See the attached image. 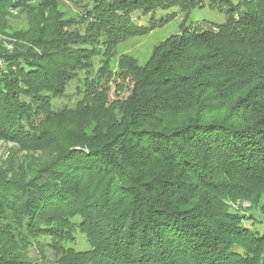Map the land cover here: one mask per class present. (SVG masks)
Returning <instances> with one entry per match:
<instances>
[{
  "label": "trees",
  "instance_id": "obj_1",
  "mask_svg": "<svg viewBox=\"0 0 264 264\" xmlns=\"http://www.w3.org/2000/svg\"><path fill=\"white\" fill-rule=\"evenodd\" d=\"M67 1L79 20L59 0H0V137L48 154L29 180L0 171V264H257L264 0ZM206 2L227 21L183 28L145 65L122 55L114 71L120 43L177 13L150 28L136 18ZM75 81V106L54 112ZM58 120L65 143L48 127Z\"/></svg>",
  "mask_w": 264,
  "mask_h": 264
},
{
  "label": "rangeland",
  "instance_id": "obj_2",
  "mask_svg": "<svg viewBox=\"0 0 264 264\" xmlns=\"http://www.w3.org/2000/svg\"><path fill=\"white\" fill-rule=\"evenodd\" d=\"M60 9L65 14V18L72 20H79L81 11L76 9L67 0H59ZM238 3L240 0H233ZM209 2H206L204 8H198L190 13H181L179 11H158L154 15H148L135 19V23L140 26L147 28L153 27L158 24L161 19H164L167 15L176 12L177 17L162 26H154L151 30L142 36H136L127 39L126 41L120 43L117 46L116 54L113 58V69L114 71L118 68V61L122 55L132 56L140 65H145L151 58L156 46L161 44L163 41L168 39L170 36L178 34L183 28H198V30H207L210 23L223 24L227 21L226 11H221L218 7L211 8ZM16 19L13 20V27L17 30L26 29L27 23L25 18L19 17L17 12H13ZM18 16V17H17ZM5 38V37H4ZM2 38V39H4ZM4 40H8L5 38ZM9 41V40H8ZM11 50V47H9ZM100 66L99 59L95 61V68ZM77 82H73L68 88L67 92L63 97L56 98L52 101V109L54 112H59L65 107L73 108L76 104L77 97L75 96V87ZM110 92V98L112 100L117 99L119 95L116 93L115 86ZM126 97V95H121ZM120 96V97H121ZM66 122V123H65ZM67 121H53L48 127L58 140L63 141V143L68 141ZM46 158L48 154L43 150L40 151H29L27 148L22 147L18 143L0 137V171L7 174L10 177L19 180H29L35 175V170L39 167ZM251 203L244 200L232 201L229 203V207L232 210L242 211L247 213L250 209ZM76 241L74 243L76 249H86L88 248V243L84 234L77 232ZM50 240H46L49 244ZM30 257L33 261L32 263H37L40 261L39 256L36 252H31ZM51 254V253H49ZM53 254V253H52ZM51 254V256H52ZM49 260H54L53 257ZM257 264H264V254L261 256L260 261Z\"/></svg>",
  "mask_w": 264,
  "mask_h": 264
},
{
  "label": "built area",
  "instance_id": "obj_3",
  "mask_svg": "<svg viewBox=\"0 0 264 264\" xmlns=\"http://www.w3.org/2000/svg\"><path fill=\"white\" fill-rule=\"evenodd\" d=\"M2 63L0 62V65H1Z\"/></svg>",
  "mask_w": 264,
  "mask_h": 264
}]
</instances>
